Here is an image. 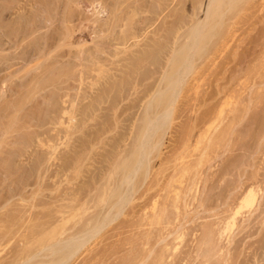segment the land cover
Masks as SVG:
<instances>
[{
  "label": "rangeland",
  "instance_id": "rangeland-1",
  "mask_svg": "<svg viewBox=\"0 0 264 264\" xmlns=\"http://www.w3.org/2000/svg\"><path fill=\"white\" fill-rule=\"evenodd\" d=\"M113 1L0 0V264H264V0H235L233 6L225 7L220 26L204 41L201 56L194 61L203 65L224 41L227 45L221 44L216 55L219 63L225 61L219 64L216 56L212 57L221 71L215 77L210 70L201 74L199 80L209 84L201 83L204 92L199 89L196 96L189 92L187 98L179 94L185 97H178L170 116L153 135L156 147L129 184H120L121 169L115 165L134 149L143 116L153 117L162 106L153 102V91L145 88L164 70L159 68L154 75L150 71L168 51L187 41L184 35L189 23L204 16L207 1L193 0L204 2L198 5L192 0H152V4L151 0H124L121 7L118 3L123 0ZM144 6L146 12H142ZM126 11L136 18L133 24L129 13L122 17ZM97 13L100 23L110 19L103 27L101 23L100 31L96 22L86 23L97 20ZM181 17L192 19L182 24L183 29ZM158 25L161 30L155 29ZM121 26L129 35L124 31L119 35L116 30H123ZM164 31L168 36L163 35V41L159 32L166 34ZM231 31L234 36L230 40ZM130 32L137 33L135 39ZM123 35L132 38L126 46L114 40ZM158 36L164 45L155 40ZM106 38L111 40L105 48L107 43L101 44ZM223 45L227 49H222ZM84 50L91 52L84 54ZM90 54H99L101 59L90 58ZM141 56L144 61L142 58L139 68L133 69ZM232 64L234 71L225 70ZM216 84L225 87V95ZM231 86L234 95L228 91ZM144 89L148 93L144 94ZM117 188L126 197L122 204L116 203L118 196L112 193ZM245 188L255 191V199L235 214ZM71 240L84 242L70 256L74 248L69 244L61 250L63 254L51 252Z\"/></svg>",
  "mask_w": 264,
  "mask_h": 264
},
{
  "label": "bare ground",
  "instance_id": "bare-ground-1",
  "mask_svg": "<svg viewBox=\"0 0 264 264\" xmlns=\"http://www.w3.org/2000/svg\"><path fill=\"white\" fill-rule=\"evenodd\" d=\"M59 1H61V0H59ZM102 1V0H101ZM106 1V0H105ZM109 1H112V0H109ZM115 1V0H114ZM114 1H113V3H114ZM148 1V0H147ZM177 1V0H176ZM180 1V0H179ZM193 1V0H192ZM207 1V3H206V7H205V12H204V16L202 17V18H200V17H197L196 19H194L193 21H191L192 19H187L188 21L190 20L191 21V23H189L187 20V23H186V21L184 20L185 18H184V16H183V18L181 17V19H183L182 21H184L185 23H181V25H180V27H182V29L184 28L183 26H182V24H190V25H188V29L186 30V35H184V37H186L187 38V41L186 42H184V43H181V44H179L178 46H176V47H174V49L172 50L171 48L173 47V41H174V39H173V41H172V43H171V51H168L169 52V54L165 57V59L163 60V61H161L160 62V64L157 66H152L153 68L151 69V71L150 72H152L153 73V75L155 74V73H157L158 72V69L159 68H162L164 71L162 72V74H161V76L159 75V77H160V80H159V77L157 78L158 80H156V78H155V76H153V78H152V80H151V82H148V86H147V88H145V89H147V91H149L150 89L153 91L152 92V94H151V99L153 100V102L156 104V105H162L161 107H160V110L159 111H156L155 112V115L153 116V117H148V116H143V118H142V120H143V123H144V125H143V129L142 128H140L139 129V131H140V134L137 136V138H136V142H135V147H134V149L127 155V156H124L120 161H119V163H118V161H117V163H116V169H121V171H120V175H121V177H120V184H123V183H125V184H129V183H131L132 182V180H133V176L135 175V173L141 168V167H143L142 165H143V162L146 160V157H147V154L152 150V149H154L155 147H156V144H157V142L156 141H154L153 142V135L155 134V132L157 131V130H159V128H161L163 125H164V123L166 122V120H167V118L170 116V112H171V110H173V107L175 106V103H176V101H177V99H178V97L180 96L179 94L180 93H182V95L183 94H185L186 95V98H187V94L190 92V93H194L195 94V96H196V93L198 92V90L200 89L201 91H203L204 92V90L202 89L203 87H202V85H204L203 83H202V80H201V82H200V80H199V78H200V76H201V74L204 72V71H209L210 70V72L213 74V77H215L217 74H219V72L221 71V70H218V64H216L215 62L218 60L217 59V57H219L218 55H216L217 53H219L220 52V45L221 44H224V41L223 42H221V43H219L215 48H214V50L212 51L213 53V56L215 57V62H213V56L211 55V57H210V59H208L209 57H207V60H206V62H204V63H202L203 65H200V66H197L196 64H194V61H195V58H199L200 56H201V53H199V52H201V50L204 48V46H203V43H204V41H206V40H208L212 35H213V32H214V29L218 26H220L219 25V22H220V19H222V15H223V12H224V9H225V7L226 8H230L231 6H233L234 5V1L235 0H206ZM100 2V1H99ZM144 2V1H143ZM145 2H146V0H145ZM144 2V3H145ZM194 2V1H193ZM262 2V1H261ZM260 2V3H261ZM108 3V2H107ZM106 2L104 3V5L105 4H107ZM112 2L111 3H108V5L109 4H113ZM134 3V2H133ZM144 3H142L141 2V4L142 5H144ZM150 3V2H149ZM148 2H147V4H149ZM160 3V2H159ZM158 3V4H159ZM190 3V2H189ZM194 3H196V2H194ZM194 3H192V4H194ZM200 3H204L203 1L202 2H199V4L198 3H196V4H198V5H200ZM101 4V3H100ZM99 4V5H100ZM124 4H126L125 2H124V0H123V4H119L118 3V6H120L121 7V5L123 6ZM140 4V3H139ZM140 4V5H141ZM151 4H152V0H151ZM150 4V5H151ZM170 4V3H169ZM171 4H172V2H171ZM176 4V3H175ZM174 4V5H175ZM257 4V3H256ZM132 5V4H131ZM150 5H148V6H150ZM154 5V4H153ZM161 6H162V4H160ZM197 5V6H198ZM255 5V4H254ZM107 6V5H106ZM112 6V5H111ZM154 6H156V4L154 5ZM167 6H170V5H167ZM166 6V7H167ZM251 6V5H250ZM256 6V5H255ZM255 6H253V7H255ZM96 7V6H95ZM142 7V6H141ZM180 7V6H179ZM191 7V6H190ZM198 7H200V6H198ZM197 7V8H198ZM202 7V6H201ZM260 7H262V6H260ZM71 8V7H70ZM93 8V7H92ZM144 8H145V6H144ZM148 8V7H147ZM147 8H145V10H142V12L143 11H145L146 12V9ZM157 8V10H158V6L156 7ZM156 8H155V12H158L157 10H156ZM163 8V7H162ZM169 8V7H168ZM193 8V10L192 11H194V7H192ZM191 8V9H192ZM264 8V7H263ZM43 9V8H42ZM111 9V8H110ZM110 9H109V11H110ZM139 9V8H138ZM150 9V8H149ZM152 9H153V7H152ZM151 9V10H152ZM167 9V8H166ZM201 9V8H200ZM249 9V8H248ZM259 9V8H258ZM60 10V9H59ZM69 10V9H68ZM94 10H95V8H94ZM103 10H105V8L103 9ZM117 10H119V7L117 8ZM182 10V9H181ZM196 10V9H195ZM45 11V10H44ZM61 11V10H60ZM72 11V10H71ZM101 11V10H100ZM108 11V10H107ZM136 11H139V10H137L136 9ZM149 12H150V10H148ZM160 11V10H159ZM197 11H199V10H197ZM204 11V10H203ZM57 12H58V10H57ZM69 12V11H68ZM68 12H67V15L66 16H68L69 14H68ZM93 12H95V11H93ZM102 12V11H101ZM112 12H114L113 11V9H111V15L113 14ZM131 12V11H130ZM130 12H128V11H126L125 12V14H123L122 15V17H124V15H125V17H126V13H129V17L130 18H132V16L131 15H133V14H131ZM141 12V11H140ZM154 12V11H153ZM165 12V11H164ZM171 12V11H170ZM178 13H179V11H177ZM196 12V11H195ZM252 12V11H251ZM257 12V11H256ZM45 13V12H44ZM47 13V12H46ZM50 13H52L51 11H50ZM54 13V12H53ZM121 13H122V11H121ZM124 13V12H123ZM139 15H140V13L139 12H137ZM161 14H162V12H160ZM187 13V12H186ZM194 13V12H193ZM197 13H199V12H197ZM196 13V14H197ZM253 13H255L254 11H253ZM261 13V12H260ZM93 14V13H92ZM95 14H96V12H95ZM98 14L99 13H97V16H96V18L98 17ZM161 14H160V16H161ZM182 14H183V12H182ZM195 14V15H196ZM249 14V13H248ZM94 15V14H93ZM115 15V14H114ZM113 15V16H114ZM158 15H159V13H158ZM171 15V14H170ZM181 15V14H180ZM186 15V14H185ZM188 15V14H187ZM55 16V15H54ZM54 16H52L53 18H54ZM117 16V15H116ZM150 16V15H149ZM153 16V15H152ZM167 16V15H166ZM166 16H165V18H166ZM176 16V15H175ZM175 16H174V18H175ZM193 16H194V14H193ZM224 16V15H223ZM248 16H250V15H248ZM247 16V17H248ZM256 16H257V14H256ZM70 17V16H69ZM124 17V18H125ZM138 17H140V16H138ZM157 17V16H156ZM168 17V16H167ZM171 17V16H170ZM52 18V19H53ZM108 18H109V15H108ZM127 18V17H126ZM133 18H135V17H133ZM133 18L132 19H130V24H133ZM158 19L160 18V17H157ZM156 18V19H157ZM169 18V17H168ZM21 19V18H20ZM94 19V18H93ZM115 19V18H114ZM136 19V18H135ZM140 19L142 20V16L140 17ZM179 19H180V16H179ZM68 20V19H67ZM87 20H90V18L88 19L87 18ZM91 20H92V18H91ZM124 20V19H123ZM126 20V19H125ZM129 20V19H128ZM138 20V19H137ZM146 19H144L143 21H145ZM147 20H148V18H147ZM150 20V19H149ZM177 20H178V17H177ZM246 20H248V18L246 19ZM250 20V19H249ZM50 21V20H49ZM97 21H99V23L97 22ZM102 21V20H101ZM107 21V22H106ZM106 21H104V23H103V21L101 22L102 23V27H103V24H105V22L106 23H110V19L109 20H107L106 19ZM134 21H136V20H134ZM143 21H141V22H143ZM156 21V20H155ZM154 21V22H155ZM158 21V20H157ZM181 21V20H180ZM243 21V20H242ZM261 21V20H260ZM94 22H96L97 24H98V26L94 23ZM167 22V21H166ZM174 22V21H173ZM86 23H88V25L91 23V25L92 24H95L96 25V27H95V25H93V27H95V28H97V27H99V31H100V29H101V23H100V18L98 19L97 18V20H92V21H90V22H86ZM117 23V22H116ZM119 23V22H118ZM120 23H121V21H120ZM127 23V22H126ZM148 23V22H147ZM159 23H160V20H159ZM163 23V22H162ZM251 23V22H250ZM152 24V23H151ZM150 24V25H151ZM154 24V23H153ZM158 24V23H157ZM161 24V23H160ZM172 24V23H171ZM177 24H178V22H177ZM177 24H174V26L173 27H176L175 25H177ZM249 24V23H248ZM107 25V27H108V25L109 24H106ZM106 25H105V28H106ZM117 25V24H116ZM119 25H122V24H119ZM118 25V26H119ZM149 25V24H148ZM162 26H163V24H161ZM173 25V24H172ZM179 25V24H178ZM66 26H67V24H66ZM82 26H84V25H82ZM87 26V25H86ZM131 26V25H130ZM153 26V25H152ZM160 25H158L157 27H159ZM167 26V25H166ZM250 26V25H249ZM248 26V27H249ZM71 26H67V28L69 29ZM90 26H88V28H89ZM112 27V26H111ZM120 27V26H119ZM169 27V26H168ZM248 27H245V28H248ZM260 27V26H259ZM76 28H78V27H76ZM84 28H85V26H84ZM94 28V29H95ZM139 28V27H138ZM142 28V27H141ZM145 28V27H144ZM150 28V26L148 27V29ZM154 28H155V26H154ZM162 28V27H161ZM255 28V27H254ZM261 28H262V26H261ZM260 28V29H261ZM70 29H72V27L70 28ZM75 29V28H74ZM93 29V30H94ZM120 30L121 29H123V30H121V31H119L118 29L116 30L117 32H120V34L119 35H122L123 34V31H124V28H122V26H121V28H119ZM156 30L158 29H160V27L159 28H155ZM171 28H169V30H170ZM244 29V28H243ZM264 28H262V30H263ZM90 30V29H89ZM129 30V29H128ZM144 30H147V29H144ZM155 30V31H156ZM161 30V29H160ZM165 30V29H164ZM168 29H167V32L169 31ZM172 30H173V28H172ZM177 30H179L178 29V27H177ZM55 31V30H54ZM58 31H60V30H58L57 29V31H55L56 33L58 32ZM69 31V30H68ZM103 31V30H102ZM110 31V30H109ZM109 31L107 30V28L105 29V32H108L107 34L109 35ZM244 31V30H243ZM247 31V30H246ZM245 31V32H246ZM261 31V30H260ZM64 31H61L60 32V34L61 33H63ZM70 33L72 32L73 33V31L72 30H70L69 31ZM74 32H75V30H74ZM104 32V31H103ZM111 32V31H110ZM117 32H115L116 34H118ZM125 32V31H124ZM134 32V31H133ZM140 32V31H139ZM158 32V31H157ZM172 32V31H171ZM171 32H168L169 34L171 33ZM177 32V33H176ZM100 33V32H99ZM122 33V34H121ZM130 33H132V32H130ZM163 32H159V34H161L160 35V37L162 38V36L164 35H167L168 36V34L166 33V31H164V33H166V34H162ZM179 32L178 31H175V34H178ZM232 31H231V35H229L230 36V40H231V36H232V38H233V36H234V33H233V35H232ZM55 34V33H54ZM96 34V33H95ZM106 34V33H105ZM125 34H127L126 32H125ZM135 34H137V33H132V34H130V35H132L133 37V39H135L134 37L136 36ZM153 34H155V33H153ZM172 34V33H171ZM171 34L169 35V36H171ZM174 34V35H175ZM235 34H237L236 32H235ZM242 34V33H241ZM254 34V33H253ZM52 35V34H51ZM50 35V36H51ZM56 35V34H55ZM57 35H59V34H57ZM62 36H64V34H61ZM60 35V36H61ZM114 35V34H113ZM127 35H129V34H127ZM49 36V37H50ZM61 36V37H62ZM72 36H73V34H72ZM103 36V35H102ZM150 36V35H149ZM163 36V37H164ZM166 36V37H167ZM173 36V35H172ZM226 36H228V35H226ZM226 36H225V38H226ZM254 36V35H253ZM60 37V38H61ZM67 37H71V34H70V36H67ZM138 37V36H137ZM139 37H140V35H139ZM151 37V36H150ZM159 37V36H158ZM157 37V38H158ZM160 37L157 39V38H155V40H157L158 41V43H159V41L161 40L160 39ZM174 37V36H173ZM173 37H168L169 38V40H170V38H173ZM176 37V36H175ZM238 37V36H237ZM50 38H52V37H50ZM54 38V37H53ZM62 38H64V37H62ZM111 38V37H110ZM108 39V38H106V40H104L105 41V43H102V42H104V41H102L101 43V45L102 46H104L106 43V45H105V48L107 47V45L109 44L107 41H109V40H111V39ZM129 38H130V40L132 39L130 36L129 37H126V35H123V36H120V37H115V39L114 40H120V41H118V42H120V43H122V45H124L128 40H129ZM153 38V37H152ZM178 38V37H177ZM185 38V39H186ZM235 38V37H234ZM240 38V37H239ZM247 38V37H246ZM249 38V37H248ZM68 39V38H67ZM71 39V38H70ZM73 39V38H72ZM108 39V40H107ZM138 39V38H137ZM160 39V40H159ZM167 39V38H166ZM237 39V38H236ZM241 39H242V37H241ZM257 39V38H256ZM55 40V39H54ZM59 40V39H58ZM99 40V41H98ZM97 41L98 42H100V40L101 39H98ZM113 40V39H112ZM113 40V41H114ZM122 40V41H121ZM154 40V41H155ZM162 40H163V38H162ZM168 39H167V41L168 42H170ZM228 40V39H227ZM234 40V39H233ZM238 40V39H237ZM247 40V39H246ZM253 40V39H252ZM47 41H49V40H47ZM76 41V40H75ZM79 41V40H78ZM96 41V42H97ZM152 41H153V39H152ZM151 41V42H152ZM154 41H153V43H154ZM164 41V40H163ZM185 41V40H184ZM235 41V40H234ZM248 41V40H247ZM249 41H251V40H249ZM51 42V41H50ZM129 42V41H128ZM166 42V41H165ZM167 42V43H168ZM226 42H228V41H226ZM225 42V43H226ZM231 42V41H230ZM236 42V41H235ZM234 42V43H235ZM242 42V41H241ZM114 43V42H113ZM119 43V44H120ZM147 43H150V42H147ZM157 43V45L159 46V47H161L162 45L161 44H163L164 42H162V43H159L158 44ZM233 43V44H234ZM249 43V42H248ZM252 43V42H251ZM112 44V43H111ZM165 44V43H164ZM163 44V45H164ZM170 44V43H169ZM236 44V43H235ZM244 44V43H243ZM264 44V43H263ZM263 44H262V46H263ZM97 45V44H96ZM100 45V46H101ZM148 45V44H147ZM147 45H144V46H147ZM155 45H156V41H155ZM155 45H152V47L153 46H155ZM225 46L227 45V44H224ZM223 45V48L222 49H224V48H226L225 46ZM247 45H250V44H247ZM259 45V44H258ZM112 46V45H111ZM118 46H121V45H118ZM117 46V47H118ZM124 46H126V44L124 45ZM167 46V45H166ZM222 46V45H221ZM252 46H254V45H252ZM261 46V47H262ZM150 47H151V44H150ZM156 47V46H155ZM154 47V48H155ZM231 47H233V46H231ZM108 48L110 49V47L108 46ZM121 48V47H120ZM148 48V47H147ZM164 48V51L167 49V47H163ZM166 48V49H165ZM250 48V47H249ZM3 49V48H2ZM101 49V48H100ZM169 49V50H170ZM227 49V48H226ZM225 49V50H226ZM246 49V48H245ZM247 49H248V47H247ZM264 49V48H263ZM16 50V49H15ZM98 50V49H97ZM105 50V49H104ZM110 50H112V49H110ZM136 50V49H135ZM145 50H146V48H145ZM150 50V49H149ZM155 50V49H154ZM242 50V49H241ZM249 50V49H248ZM40 51V50H39ZM79 51V50H78ZM81 51V50H80ZM79 51V52H80ZM95 51V50H94ZM205 51V50H204ZM238 51H239V49H238ZM258 51V50H257ZM256 51V52H257ZM84 54H89L90 52H86L85 50H84ZM92 52H93V50H92ZM114 52H115V50H114ZM124 52V51H123ZM138 52V51H137ZM146 52H147V50H146ZM163 52V51H162ZM242 52H245L244 51V49H243V51ZM248 52V51H247ZM261 52H262V50H261ZM15 53V52H14ZM97 53V52H96ZM113 53V52H112ZM263 53V52H262ZM115 54L117 55V53L115 52ZM119 54V53H118ZM133 54V53H132ZM143 54V53H142ZM154 54V53H153ZM163 54V53H162ZM165 55H166V53H164ZM163 54V55H164ZM203 54V53H202ZM223 54H224V52H223ZM223 54H221V55H223ZM228 54V53H227ZM230 54V53H229ZM229 54H228V56H229ZM249 54H250V52H249ZM259 54V53H258ZM69 55H72V54H69ZM78 55V54H77ZM90 55H92V54H90ZM94 55V54H93ZM90 56V58L91 57H94V56H96L95 58H98V56H100L99 54L97 55V54H95L94 56ZM146 55V54H145ZM156 55V54H155ZM220 55V56H221ZM235 55H237V54H235ZM244 55V54H243ZM263 55V54H262ZM74 56V55H73ZM84 56V55H83ZM114 56V55H113ZM144 56V55H143ZM150 56V55H149ZM240 56V55H239ZM247 56V55H246ZM257 56V55H256ZM15 57V56H14ZM88 56H86V58H87ZM102 57V56H101ZM145 57V56H144ZM147 57H148V53H147ZM151 57H153L152 55H151ZM163 57V56H162ZM163 57V58H164ZM222 58H223V56H221ZM226 57V56H225ZM244 57V56H243ZM255 57V56H254ZM84 58V57H83ZM100 58V57H99ZM99 58H98V60H99ZM140 58V60H138L137 61V58H136V62H139V61H142L141 59L143 58L142 56L141 57H139ZM256 58V57H255ZM263 59H264V57H262ZM10 59V58H9ZM21 59V58H20ZM89 58H87V60H88ZM93 59V58H92ZM101 59V58H100ZM103 59V58H102ZM132 59H134V58H132ZM146 59V58H145ZM229 59V58H228ZM235 59V58H234ZM90 60V59H89ZM150 60H151V58H150ZM200 60V59H199ZM208 60H210V63H208L209 61ZM58 61V60H57ZM63 61V60H62ZM69 61V60H68ZM94 61V60H93ZM143 61H144V58H143ZM208 61V62H207ZM225 60H223L222 62H224ZM239 60L237 59V62H238ZM9 62V61H8ZM7 62V63H8ZM135 62V61H134ZM133 62V63H134ZM149 61H147V64H150V66L151 65H155L154 63H148ZM152 62V61H151ZM196 62V61H195ZM200 62V61H199ZM222 62L221 63H219L218 61H217V63H219V64H222ZM233 62V61H232ZM236 61H235V63H237ZM251 62H253V61H251ZM258 62V61H257ZM260 62V61H259ZM258 62V63H259ZM15 63V62H14ZM24 63V62H23ZM27 63V62H26ZM65 63V62H64ZM75 63H76V61H75ZM75 63H74V66H75ZM111 63V62H110ZM114 63V62H113ZM132 63V64H133ZM141 62H139L138 64L137 63H135V65H133V69H135L136 68V66L137 65H141L140 64ZM143 63V67H144V64L146 65V63H144V62H142ZM226 63H228V62H226ZM226 63H225V65H226ZM249 63H250V61H249ZM248 63V64H249ZM261 63H263L262 61H261ZM1 64V63H0ZM19 64V63H18ZM66 64V63H65ZM76 64H78V63H76ZM80 64V63H79ZM96 64V63H95ZM131 64V63H130ZM157 64V63H156ZM241 64V63H240ZM255 64V63H254ZM54 65H56V64H54ZM59 65H61V64H59ZM67 65V64H66ZM70 65H71V63H70ZM73 65V64H72ZM112 65V64H111ZM223 65H224V63H223ZM224 65V66H225ZM250 65V64H249ZM64 66V65H63ZM129 66V65H128ZM236 66V65H235ZM243 66H245V65H243ZM248 66V65H247ZM258 66H259V64H258ZM61 67H62V65H61ZM141 67V66H140ZM238 67V66H237ZM252 67V66H251ZM254 67H255V65H254ZM56 68V67H55ZM66 68V67H65ZM71 68V67H70ZM81 68V67H80ZM80 68H78L77 67V70L78 69H80ZM94 68V67H93ZM137 68H139L138 66H137ZM136 68V69H137ZM145 68V67H144ZM264 68V67H263ZM60 69V68H59ZM58 69V70H59ZM61 69H63V68H61ZM142 69V68H141ZM149 69V68H148ZM161 69V70H162ZM223 69V68H222ZM237 69V68H236ZM244 69V68H243ZM252 69V68H251ZM11 70V69H10ZM66 70V69H65ZM64 70V71H65ZM69 70V69H68ZM72 70H74L73 68H72ZM82 70V69H81ZM81 70L79 71L80 73H81ZM99 70V69H98ZM225 70H227V71H232L233 70V64L231 65V67H225ZM255 70V69H254ZM262 71L264 70V69H261ZM261 70H259V72H261ZM6 71V70H5ZM13 71V70H12ZM70 71V70H69ZM97 71V70H96ZM121 71H122V69H121ZM127 71V70H126ZM147 71V70H146ZM234 71V70H233ZM258 71V70H257ZM88 72V71H87ZM133 72L135 73V71L133 70ZM145 72V71H144ZM160 72V71H159ZM10 73V72H9ZM48 73H50V72H48ZM68 73V72H67ZM130 73V72H129ZM146 73V72H145ZM210 73V75H212ZM236 73V72H235ZM251 73H253V72H251ZM250 72H249V74H251ZM257 73V72H256ZM263 73V72H262ZM84 74V73H83ZM135 74H137V73H135ZM159 74V73H158ZM208 74V73H207ZM221 74V73H220ZM242 75H243V73H241ZM247 74H248V72H247ZM259 74H261V73H259ZM1 75V74H0ZM223 75H225V74H223ZM232 75H233V73H232ZM246 75V74H245ZM257 75V74H256ZM262 75V74H261ZM260 75V76H261ZM136 76V75H135ZM143 76V75H142ZM146 76V75H145ZM151 76V75H150ZM150 76H148V77H150ZM208 76V75H207ZM218 76H220V75H218ZM237 76V75H236ZM251 76V75H250ZM255 76V75H254ZM84 77V76H83ZM210 78H211V76H209ZM228 77V76H227ZM238 77H240V76H238ZM132 78H134L133 80H135V77L133 76ZM144 78H146V77H144ZM143 78V79H144ZM201 78H202V76H201ZM217 78H219V77H217ZM230 78V77H229ZM263 78H264V76H263ZM203 79H205V77L203 78ZM214 79V78H213ZM147 80V79H146ZM219 80H220V78H219ZM240 80V79H239ZM238 80V81H239ZM84 81V80H83ZM156 81H159L158 83H157V85H156V88H154V86H155V84H156ZM204 82H205V80H203ZM212 81V80H211ZM218 81V80H217ZM229 81H230V79H229ZM234 81V80H233ZM138 82V81H137ZM143 82V81H142ZM200 82V83H199ZM209 82V81H208ZM213 82H215L214 80H213ZM232 82V81H231ZM237 82V81H236ZM235 82V83H236ZM261 82V81H260ZM201 83H202V85H201ZM212 83V82H211ZM219 84H220V82H218ZM206 84H208V83H206ZM206 84L204 85V86H206ZM226 84H227V82H226ZM243 84V83H242ZM27 85V84H26ZM200 85H201V87H200ZM209 85V84H208ZM212 85V84H211ZM222 85V84H221ZM221 85H219L218 86V84H216V86L218 87V90H219V92H221L220 91V88H222L221 87ZM223 85H224V83H223ZM231 85V84H230ZM236 85V84H235ZM244 85V84H243ZM232 86H234V83L232 84ZM231 86V87H232ZM28 87V86H27ZM208 87V86H207ZM211 88H212V86H210ZM214 87V86H213ZM220 87V88H219ZM235 87V86H234ZM234 87H232V89H230L229 87V92L230 91H232V93H233V91H235L234 90ZM261 87V86H260ZM154 88V89H153ZM224 89H225V87H223ZM222 88V89H223ZM227 87H226V89H228ZM240 88H241V86H240ZM263 88H264V86H263ZM144 89V94H145V90ZM205 89V88H204ZM206 89H208V88H206ZM213 89V88H212ZM223 89V90H224ZM236 89V88H235ZM242 89V91L244 90V88H241ZM240 89V90H241ZM260 89V88H259ZM215 90V92H216V88L214 89ZM222 90V91H223ZM246 90V89H245ZM146 91V92H147ZM210 91H212L213 92V90H210ZM209 91V92H210ZM227 91V92H228ZM237 91V90H236ZM254 91V90H253ZM258 91V89L256 90V93L258 94L259 92H257ZM261 91H262V89H261ZM208 92V91H207ZM215 92H213V94L215 93ZM225 90L223 91V93H224V95H225ZM238 92V91H237ZM240 92V91H239ZM148 93V92H147ZM199 93V92H198ZM247 93V92H246ZM215 94H217V92L215 93ZM240 94V93H239ZM252 94V93H251ZM181 95V96H182ZM185 95H184V97H185ZM209 95H211V94H209ZM227 96H229L228 94H226ZM232 95V94H231ZM233 95H234V93H233ZM241 95V94H240ZM253 95V94H252ZM180 96V97H181ZM254 96V95H253ZM183 96H182V98H184ZM213 97H215V95L213 96ZM135 98V97H134ZM185 98V99H186ZM189 98V97H188ZM196 98V97H195ZM230 98H231V96H230ZM150 99V100H151ZM184 99V100H185ZM206 99V98H205ZM131 100V99H130ZM135 101V100H134ZM180 101V100H179ZM182 101V100H181ZM228 101V100H227ZM257 101V100H256ZM200 102H201V100H200ZM205 102V101H204ZM229 102V101H228ZM129 103V102H128ZM135 103V102H134ZM133 103V104H134ZM139 103V102H138ZM194 104V103H193ZM193 104H191V105H193ZM177 105V104H176ZM188 105V104H187ZM146 106H148V105H146ZM178 106V105H177ZM207 106H209V105H207ZM214 106V105H213ZM212 106V107H213ZM127 107V106H126ZM210 108H212L211 106H209ZM236 107V109H237V106H235ZM262 107H264V106H262ZM127 109V108H126ZM159 109V108H158ZM183 109V108H182ZM235 108L233 109V107H232V109L231 110H236ZM242 109V108H241ZM240 110V109H239ZM185 111V110H184ZM189 111V110H188ZM210 112H212V111H210ZM186 114V113H185ZM211 115V114H210ZM214 115H215V113H214ZM203 116V115H202ZM201 116V117H202ZM209 116V115H208ZM205 117V116H204ZM203 117V118H204ZM216 117H217V115H216ZM232 117V116H231ZM190 118V117H189ZM209 118V121L211 122V120L212 119H210V118H212V117H208ZM214 118V117H213ZM230 118V117H229ZM263 118V117H262ZM200 119V118H199ZM228 119V118H227ZM129 120V119H128ZM206 120V119H205ZM199 121H201V120H199ZM231 121V120H230ZM230 121H229V124H230ZM263 121V120H262ZM205 122H207L208 123V121H205ZM233 122V121H232ZM238 122V121H237ZM201 123V122H200ZM197 124V123H196ZM235 124V123H234ZM261 124V123H260ZM226 126V125H225ZM224 126V127H225ZM232 126V125H231ZM202 127H203V125H202ZM204 129V128H203ZM261 129H263V128H261ZM142 130V131H141ZM225 130H226V128H225ZM229 130V129H228ZM249 130V129H248ZM222 131H224V130H222ZM225 132H227V131H225ZM224 132V133H225ZM253 132V131H252ZM139 133V132H138ZM137 133V134H138ZM236 133H237V131H236ZM182 134V133H181ZM209 134V133H208ZM241 134V133H240ZM255 134V133H254ZM214 135V134H213ZM208 136V135H207ZM228 136V135H227ZM244 136V135H243ZM251 136V135H250ZM255 136H257V135H255ZM184 137V136H183ZM225 137V136H224ZM235 137V136H234ZM183 139V138H182ZM185 140V139H184ZM237 140V139H236ZM256 140V139H255ZM254 140V141H255ZM258 140V139H257ZM218 141V140H217ZM216 141V142H217ZM224 141V140H223ZM234 141V140H233ZM244 143V142H243ZM242 144V143H241ZM113 145V144H112ZM223 145V144H222ZM216 148V147H215ZM116 155V154H115ZM161 156V155H160ZM159 156V157H160ZM112 158H113V156H112ZM112 158H111V160H112ZM164 159V158H163ZM162 159V160H163ZM162 160H161V162H162ZM183 163V162H182ZM186 163V162H185ZM162 164H164V163H162ZM187 164V163H186ZM178 165V164H177ZM166 166V165H165ZM185 167H189V165H187V166H185ZM177 168V167H176ZM142 169V168H141ZM186 169V168H185ZM187 169H191V167L190 168H187ZM152 170H154V169H152ZM157 171V170H156ZM174 171V170H173ZM182 171V170H181ZM147 172V171H146ZM153 172V171H152ZM161 172V171H160ZM189 173H192V171L190 172V170L188 171ZM158 173V172H157ZM177 174H181V175H183L182 173H178L177 172ZM187 174V173H186ZM186 174H184V175H186ZM194 174V173H193ZM175 175V174H174ZM191 175V174H190ZM161 176V175H160ZM172 176V175H171ZM170 176V177H171ZM192 176V175H191ZM189 177V176H188ZM169 178V177H168ZM174 178H175V176H174ZM192 178V177H191ZM148 179V178H147ZM156 179V178H155ZM180 179V178H179ZM193 179V178H192ZM173 180H175V179H173ZM172 180V178H171V181H173ZM182 180V179H181ZM181 180H178V181H180L181 182ZM191 180V179H190ZM177 181V180H176ZM177 181V182H178ZM149 182V181H148ZM170 182V181H169ZM169 182L166 184V185H168L169 184ZM183 182V181H182ZM198 182V181H197ZM173 183V182H172ZM172 183H171V185H172ZM186 183H188V181L186 180ZM195 183V182H194ZM238 183V182H237ZM191 184V183H190ZM160 185V184H159ZM162 185V184H161ZM165 185V184H164ZM170 185V184H169ZM186 185V184H185ZM189 185V184H188ZM195 185V184H194ZM193 185V186H194ZM233 185V184H232ZM251 186V185H250ZM169 187V186H168ZM184 187H186V186H184ZM189 187V186H188ZM142 188V187H141ZM149 188H151V187H149ZM167 188V187H166ZM170 188V187H169ZM194 188V187H193ZM192 188V189H193ZM221 188V187H220ZM165 189V188H164ZM168 189V188H167ZM171 189H172V187H171ZM173 189H175V188H173ZM177 189V188H176ZM187 188H185V190H186ZM245 189H247V188H245ZM244 189V190H245ZM146 190V189H145ZM153 190V189H152ZM256 190V189H255ZM164 191H166V189L164 190ZM187 191V190H186ZM185 191V192H186ZM230 191V190H229ZM247 192L243 195V198H242V200H241V202H240V205H238L237 206V209L234 211V213L236 214V213H238V212H240L239 211V209H240V207H243V205L244 206H250V205H252V203H253V201H254V199H255V191L253 190V189H247L246 190ZM158 192V191H157ZM174 192H175V190H174ZM184 192V193H185ZM257 192V191H256ZM112 193L113 194H116L117 196H118V200L116 201V203H118V204H122L125 200H126V197L123 195V193H121V192H119V190H118V188L117 189H114V191H112ZM163 193V192H162ZM176 193H178V190H177V192ZM166 194V193H165ZM171 194V193H170ZM174 194V193H173ZM178 194H180V193H178ZM226 194H227V192H226ZM177 195V194H176ZM242 195V194H241ZM165 196H167V195H165ZM234 196V195H233ZM102 197H104V196H101V198ZM158 197V196H157ZM176 197V196H175ZM178 197H179V195H178ZM182 197V196H181ZM151 198V197H150ZM209 198V197H208ZM176 199V198H175ZM103 200V199H102ZM165 200H166V198H165ZM155 201V200H154ZM167 201H168V199H167ZM176 201V200H175ZM174 201V202H175ZM233 201V200H232ZM143 202V201H142ZM174 202H172V203H174ZM229 202H231V201H229ZM167 204V203H166ZM165 204V205H166ZM171 203H169V205H170ZM114 205H116V204H114ZM172 205V204H171ZM174 205V204H173ZM175 205H176V202H175ZM230 205V204H229ZM164 206V205H163ZM163 206H162V208H163ZM66 207V206H65ZM140 207V206H139ZM167 207V206H166ZM173 207V206H172ZM153 210V209H152ZM59 211V210H58ZM62 211V210H61ZM131 211V210H130ZM141 211V210H140ZM170 211V210H169ZM63 213L65 212L64 210L62 211ZM162 212H165L164 210L162 211ZM161 213V212H160ZM167 213V212H166ZM62 214V213H61ZM158 214V213H157ZM60 215V214H59ZM159 216V215H158ZM229 216V215H228ZM253 216V215H252ZM144 217V216H143ZM60 218H62V215H61V217ZM59 218V219H60ZM65 219V218H64ZM63 219V220H64ZM63 220H61V221H63ZM90 221H91V219H89ZM153 220V219H152ZM59 221V220H58ZM89 221V222H90ZM97 221V220H96ZM131 221V220H130ZM154 221H156V218H155V220ZM158 221V220H157ZM156 221V222H157ZM109 222V221H108ZM59 223H60V221H59ZM87 223V222H86ZM85 223V224H86ZM127 223V222H126ZM133 223V222H132ZM89 223H87V225H88ZM128 224V223H127ZM52 225H54V224H52ZM60 225V224H59ZM86 225V226H87ZM95 225V224H94ZM121 225V224H120ZM55 226H57V224H55ZM85 226V227H86ZM134 226V225H133ZM247 226V225H246ZM59 227H61V226H59ZM58 227V228H59ZM101 227V226H100ZM132 227V226H131ZM153 227V226H152ZM155 227V226H154ZM52 228H54V226L52 227ZM99 228V227H98ZM128 229H129V227H127ZM134 228V227H133ZM62 229H65V228H62ZM127 229V230H128ZM149 229H150V227H149ZM58 230V229H57ZM82 230V229H81ZM99 230V229H98ZM132 230V229H131ZM55 231V230H54ZM59 231H60V229H59ZM79 231V230H78ZM153 231V230H152ZM244 231V230H243ZM77 232V231H76ZM75 232V233H76ZM149 232V231H148ZM50 233V232H49ZM55 233V232H54ZM63 234V232H61L60 231V234ZM81 233H82V231H81ZM209 233V232H208ZM59 234V233H58ZM92 234V233H91ZM94 234V233H93ZM75 235V234H74ZM208 235V234H207ZM52 236V235H51ZM67 236V235H66ZM203 236V235H202ZM57 237V236H56ZM69 237H71L70 236V234H69ZM141 237H142V235H141ZM148 237V236H147ZM55 238V237H54ZM59 238V237H58ZM140 238V237H139ZM138 238V239H139ZM152 238H154L153 236L151 237V239ZM71 239H72V237H71ZM82 239V238H81ZM86 239V238H85ZM220 239V238H219ZM50 240H52V238L50 239ZM56 240V239H55ZM155 240V239H154ZM1 241V240H0ZM2 242V241H1ZM1 242H0V244H1ZM83 242L84 241H82V242H74V240H71V241H69V243H65L64 245H62L61 246V248H59V249H55V248H53V249H51L52 251L51 252H53L54 253V251H61V250H63L65 247H67L68 246V244H69V247L70 246H72L73 248H74V250L71 252V253H69L68 254V256H70L71 254H73L74 253V251L76 250V249H78L79 247H81V245L83 244ZM145 242V241H144ZM153 242V241H152ZM145 244V243H144ZM150 244V243H149ZM219 244V243H218ZM55 245V244H54ZM142 245V244H141ZM165 245V244H164ZM163 245V246H164ZM167 245V244H166ZM169 245H170V243H169ZM137 246V245H136ZM154 246V245H153ZM152 246V247H153ZM162 246V247H163ZM141 247V246H140ZM166 247V246H165ZM167 248V247H166ZM169 248V247H168ZM171 248V247H170ZM69 249V248H68ZM142 249V248H141ZM162 250H163V248H162ZM165 250V249H164ZM137 251H138V249H137ZM137 251H135V252H137ZM170 252V251H169ZM61 253H62V251H61ZM146 253H147V251H146ZM159 253L161 254V251H159ZM167 253V252H166ZM63 254V253H62ZM67 254V253H66ZM168 254V253H167ZM31 255H33V253L31 254ZM145 255H147V254H145ZM222 255V254H221ZM231 255V254H230ZM63 256V255H62ZM64 256H66V255H64ZM63 256V257H64ZM137 256H138V254H137ZM136 256V257H137ZM153 256V255H152ZM163 256V255H162ZM215 256V255H214ZM213 256V257H214ZM28 257H31V256H28ZM75 257V256H74ZM144 257V256H143ZM154 257V256H153ZM191 257V256H190ZM216 257V256H215ZM130 258V257H129ZM134 258V257H133ZM159 258H160V256H159ZM163 258V257H162ZM162 258H160V259H162ZM171 258V257H170ZM187 258V257H186ZM207 258V257H206ZM212 258V257H211ZM27 259V258H26ZM64 259H66V258H64ZM153 259V258H152ZM159 259V260H160ZM167 259V258H166ZM53 260V259H52ZM132 260V259H131ZM165 260V259H164ZM196 260V259H195ZM194 260V261H195ZM128 261V260H127ZM153 261H154V259H153ZM167 261V260H166ZM209 261V260H208ZM231 261V260H230ZM229 261V262H230ZM28 262V261H27ZM129 262H131V261H129ZM158 262V261H157ZM156 262V263H157ZM161 262V261H160ZM163 262V261H162ZM161 262V263H162ZM221 262V261H220ZM17 263V262H16ZM30 263V262H29ZM36 263V262H35ZM58 263V262H57ZM164 264H166L165 262H163ZM169 263V262H168ZM32 264V263H31ZM37 264V263H36ZM40 264H42V263H40ZM45 264H53V263H46L45 262ZM55 264V263H54ZM64 264H65V262H64ZM202 264V263H201ZM259 264V263H258ZM261 264V263H260Z\"/></svg>",
  "mask_w": 264,
  "mask_h": 264
}]
</instances>
